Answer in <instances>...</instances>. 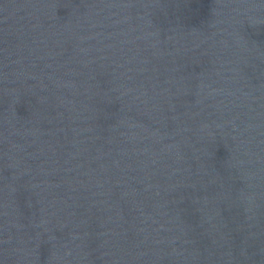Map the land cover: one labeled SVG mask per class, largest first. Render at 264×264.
Instances as JSON below:
<instances>
[{"label": "water", "instance_id": "95a60500", "mask_svg": "<svg viewBox=\"0 0 264 264\" xmlns=\"http://www.w3.org/2000/svg\"><path fill=\"white\" fill-rule=\"evenodd\" d=\"M0 264H264V0H0Z\"/></svg>", "mask_w": 264, "mask_h": 264}]
</instances>
